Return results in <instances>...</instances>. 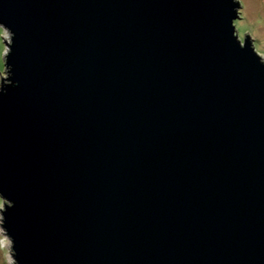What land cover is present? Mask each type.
I'll use <instances>...</instances> for the list:
<instances>
[{"label": "water", "instance_id": "water-1", "mask_svg": "<svg viewBox=\"0 0 264 264\" xmlns=\"http://www.w3.org/2000/svg\"><path fill=\"white\" fill-rule=\"evenodd\" d=\"M240 7L0 0L13 264H264V58Z\"/></svg>", "mask_w": 264, "mask_h": 264}, {"label": "rangeland", "instance_id": "rangeland-1", "mask_svg": "<svg viewBox=\"0 0 264 264\" xmlns=\"http://www.w3.org/2000/svg\"><path fill=\"white\" fill-rule=\"evenodd\" d=\"M240 17L234 20L239 38L244 42L249 34L255 49L264 58V0H239ZM9 32L0 25V82L5 74V56L8 45L5 40H10ZM4 208V200L0 197V212ZM0 264H13L9 242L0 227Z\"/></svg>", "mask_w": 264, "mask_h": 264}]
</instances>
